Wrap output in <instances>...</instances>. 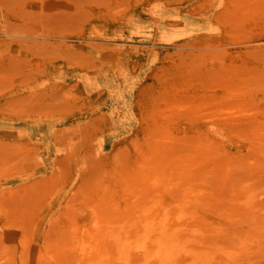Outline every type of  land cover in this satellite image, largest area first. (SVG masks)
<instances>
[{
  "label": "bare ground",
  "instance_id": "1",
  "mask_svg": "<svg viewBox=\"0 0 264 264\" xmlns=\"http://www.w3.org/2000/svg\"><path fill=\"white\" fill-rule=\"evenodd\" d=\"M6 1L0 62L65 70L0 114V264H264V0Z\"/></svg>",
  "mask_w": 264,
  "mask_h": 264
},
{
  "label": "rangeland",
  "instance_id": "2",
  "mask_svg": "<svg viewBox=\"0 0 264 264\" xmlns=\"http://www.w3.org/2000/svg\"><path fill=\"white\" fill-rule=\"evenodd\" d=\"M8 7H11L12 5H9L8 1L6 0H2L0 2V15L3 16L4 14H9L10 13V8H6L5 9V6L6 4ZM3 6H2V5ZM107 6V5H106ZM113 15L114 13H117V10L116 9H111V12ZM49 16V15H48ZM47 16V17H48ZM59 16H56L53 20V22H57L59 19H58ZM1 24L0 23V30H3V28H1ZM84 25V24H83ZM83 25H81V27H79L80 31H77L75 29L74 32L72 33H69L67 32L69 35V38H67L68 40L72 41V42H77L75 39L76 38H79V37H87V31H83L81 29H83ZM92 25V26H90ZM89 27H91L92 29V39H94V37L96 38L97 37V34L96 33H99V35H104V39H112L110 37V32L118 27H112L111 29H109V27L107 28V26H102L100 23H96L94 22V19L92 18L90 24H89ZM105 27V28H104ZM29 26H24V25H18V24H11L10 25V28L9 30L12 31V32H15V33H19L20 31H26L27 33H32V32H29ZM64 29V28H63ZM68 28H65V31H67ZM72 31V29L70 30ZM4 38L6 39H15V38H23V39H28L29 37H26V36H22L20 35L19 37H16L15 35H9V36H3ZM114 37V36H113ZM73 38V39H71ZM95 41L92 40V44H94ZM114 44L118 45L117 42H111L108 43V45H110L109 47H113ZM107 50H112L111 48H107ZM40 51V50H39ZM35 52L38 54V52L35 50ZM40 54H42L41 52H39ZM47 53V52H46ZM45 53V54H46ZM39 54V55H40ZM98 67H94L92 68V71L95 70L97 72L98 70ZM33 67H26L25 69H23L21 67L18 68V69H13L11 68L9 65H3L1 62H0V77L1 76H7L9 78V75H16L14 76V78H12V80L14 81L12 84L11 83H8V84H5V82L1 81L0 80V114L2 115H7L8 117L10 118H16L17 114L15 115L16 113V109L18 107V104L19 103H23L27 98L23 97V95L27 92H29V95L32 96L34 95L33 94V91L36 90V88H39V87H43L44 85L45 86H48L51 82V84H54L55 82H57L59 79V77L57 76H54L55 75V72L54 71H50V70H56V68H61V67H55V66H51L49 67V71L46 70V68H38L37 70L36 69H32ZM62 69V68H61ZM30 70H34L35 73H28L27 71H30ZM63 71L65 69H62ZM37 71V72H36ZM62 71V73H63ZM45 72V73H44ZM95 72V73H96ZM95 73H92V75H96ZM129 73V70L126 68L118 75L120 76L121 78H123L124 76H126L127 74ZM61 80H65L64 82L66 83V86H69L71 88H75L76 85H78L77 82H73V81H77V77L75 75H68L65 79L64 78H61ZM54 82V83H53ZM62 83V82H61ZM51 90L53 91V88H54V85H51ZM49 93H47V96H48ZM49 101H53L54 98L56 97H53V94H50V96L48 97ZM73 98H77L76 96H73ZM51 99V100H50ZM95 102L92 100V105L94 104ZM13 104H15V106H12ZM36 104L34 101H32V104ZM28 107H30L29 105H27ZM78 106V109H80L81 111L84 109V108H87L88 105L85 104L83 105L82 107ZM81 107V108H79ZM26 108V107H25ZM21 109H24V108H21ZM27 111V110H26ZM35 110H28L27 113L28 114H31L32 112H34ZM1 115V116H2ZM16 136L17 134H12L10 133V137L13 138V136ZM70 138H67L66 140H68ZM65 141V140H64ZM1 143V142H0ZM77 144H75V142H69V143H60L61 144V151L62 154L64 155V158H62V160L64 161L63 163L61 164H58V167L61 168V169H67V168H72L71 170H73L72 172H70L69 174L66 175L67 177V180H72L71 181V184L73 185H76L79 181L82 182L81 179H79L78 177L79 176H83L84 177V174L81 173L79 170V167H80V164L77 162V158H72V157H75L73 155V153H75L77 151V148H79V142L76 141ZM1 147V145H0ZM17 148V144H11L10 146V150L8 151L10 154H13L15 153L14 155H16V159H14L13 161L11 162H7L8 164H5L6 162H1V169H3V171H1L2 173L8 171L9 173L10 170L12 169L13 166L16 167V169H20L19 166H18V163L21 161L19 160V158L21 157V155H19L20 152L16 151ZM27 167H36V164H33L32 162H29ZM27 167H24L27 168ZM22 171V170H21ZM12 176H14L13 173H11ZM7 175V174H6ZM8 176V175H7Z\"/></svg>",
  "mask_w": 264,
  "mask_h": 264
}]
</instances>
